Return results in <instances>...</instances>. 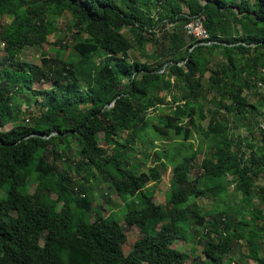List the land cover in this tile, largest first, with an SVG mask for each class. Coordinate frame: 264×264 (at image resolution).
Here are the masks:
<instances>
[{"label":"trees","instance_id":"obj_1","mask_svg":"<svg viewBox=\"0 0 264 264\" xmlns=\"http://www.w3.org/2000/svg\"><path fill=\"white\" fill-rule=\"evenodd\" d=\"M63 13L74 26L70 42L52 57L43 53L39 64L20 60L23 49L41 46L56 31ZM194 14L205 16L211 44L185 36L182 29ZM0 15L8 16L0 25L6 53L0 61V264H182L186 253L169 246L177 238L188 240L199 226L209 263L247 264L252 258L264 264V213L248 207L255 178L264 172V151L249 143L247 153L238 144L252 138L255 127L264 141V112L248 97L260 86L264 99V0H0ZM130 26L138 30L132 36L124 33ZM146 43L153 47L150 59L130 60L129 48L142 52ZM216 49L227 60L212 61ZM34 82L49 86L34 88ZM24 91L35 95L37 112L30 99L18 96ZM206 91L213 92V108L201 103ZM166 94L173 95L170 102ZM223 113L232 116L231 126L218 123ZM26 116L31 124H18L15 132L2 129ZM239 123L244 135L233 133ZM100 133L120 146L109 158L99 147ZM73 139L79 156L60 172L56 161H68ZM138 145L146 148L132 162ZM203 148L215 156L203 157L190 180ZM149 157L172 167L175 202L168 216L145 186L161 178L159 170H142V159ZM89 173L123 201L126 226L112 213L103 224H90L100 210H93V198L81 196ZM39 176L47 182L31 192L28 180ZM177 193L209 196L216 205L207 211L195 200L182 205ZM135 224L142 235L123 254L124 228ZM240 240L247 253L232 260Z\"/></svg>","mask_w":264,"mask_h":264},{"label":"rangeland","instance_id":"obj_2","mask_svg":"<svg viewBox=\"0 0 264 264\" xmlns=\"http://www.w3.org/2000/svg\"><path fill=\"white\" fill-rule=\"evenodd\" d=\"M185 9V7H183ZM156 10L152 11L155 15ZM5 22H8V16L7 15H0V25L4 24ZM55 27L56 31L50 35H48L47 40L39 47L36 46H31V47H26L21 51L19 54L18 58L22 61L31 63V64H39L40 63V58L43 56L42 54L44 53L45 56H54L55 50L62 45L64 42H70L69 41V36L70 33L73 32L74 26L72 27L70 16L68 13H63L60 16L56 17V22H55ZM171 25H166L165 29H171ZM124 33H126L128 36L130 32L137 33L138 30L132 26L127 27L124 29ZM183 30V29H182ZM184 32V31H183ZM153 51V47L150 46L148 43L145 44L144 49L139 51V48L135 45H133L131 48L128 50V56L130 60H138L140 62H143L145 60L150 59L148 57V54ZM264 53V51H263ZM5 45L3 41H0V60L3 59L5 56ZM212 61H225L227 60L224 56L221 57V52L219 49H216L211 55H210ZM259 69L263 71L262 65L259 66ZM207 75L204 76V78L201 79L203 86L205 87L207 84ZM173 78V77H172ZM184 81L180 80L179 85L183 84ZM185 85V83H184ZM49 86L48 83H40V82H34L33 87L34 88H44ZM182 86V85H181ZM27 90V89H25ZM165 92H163L164 94ZM173 95L175 94L176 96H179L180 93L179 91L175 88V90H172ZM213 92L212 91H206L205 92V97L201 98V103L204 105V109L207 108H213L214 103L211 102V97H212ZM262 89L257 87L256 92L249 91L248 92V97L249 101L252 102L256 107L264 112V99H261L262 95ZM171 94H166V100L170 102V99L172 98ZM18 96H22L23 99H30L31 104L30 108L31 111L37 112L39 110L38 104H35L34 98L35 95H32L31 91H24L22 95L18 94ZM24 107V105H23ZM224 117H221L218 120V123L220 124H225L231 126L232 124V116L223 113ZM226 118V120H225ZM263 119V117L259 116L254 119H252V122H260ZM260 120V121H259ZM204 125H206L205 122H203ZM18 124H31V118L26 116L22 121L18 122H9L7 123L3 129L4 130H10L11 132H15V127ZM239 128L236 130H233V133L236 134L237 132L242 135L245 134V127L242 124H238ZM260 126L264 128V122L260 123ZM254 136L252 138H249V140H245L242 138L240 141L239 146L243 149L246 148L248 149L247 153H249L248 144L252 143L256 146H260L261 150L264 151V141H261V134L259 133V129L255 127L254 129ZM124 136V134H123ZM97 141L99 144V147L103 150L102 155L104 158H109L110 153L114 150L113 147L120 148L119 145H117V142L113 140H105L103 138V134L100 133L97 135ZM121 139V138H120ZM119 139V140H120ZM71 143V150L68 151V161L62 158L61 160H57L56 164L58 167V170L60 172L64 171L65 169H68V163L72 159H77L79 154H78V144L74 139L70 141ZM146 148V146H144ZM143 146H134L132 150L134 152H137L138 155L129 157L130 161H136L139 157L142 158V151H143ZM237 147V145H236ZM60 150L66 151V147L60 148ZM150 149L149 147L147 148L146 152H148ZM198 156L196 159L193 160V171L189 174V179L191 180L197 175V172L199 170V164L202 160L203 157L207 155L215 156V152H210L205 151L203 148L202 150H198ZM142 170H146L148 172H153L155 170H159L161 174V178L159 181H156L155 178H153L151 181H149L145 186L148 190H151L154 192V195L152 197V203L153 204H160L163 207V211L166 215H168L171 212L172 205L174 204V200L171 198V192H170V187H169V181L171 178V173H172V167H166L163 168L159 163L152 161L151 157L142 159ZM91 173H95V171H91ZM91 173H89V181L87 183V188L81 194V196H90L93 198V203H94V211L100 210L99 213H94L90 216V224L93 226L100 225L104 223V218L106 215L112 213L115 216L118 217L120 220L118 225L123 227L126 226L124 221L122 220V215L124 213L123 210V201L120 199V197L114 192L113 189L109 187L108 184L104 183L102 181V178L100 176L93 175L91 176ZM100 173V172H99ZM72 174L77 178V176L73 173ZM98 174V173H97ZM47 182V178H43L41 176L39 177H31L28 180L29 184V190L32 192L35 188V186L38 185H44ZM255 184V190L258 193H262L264 191H261L262 188L264 187V172H259L255 178L254 181ZM229 189H232V185L229 186ZM256 191H253L252 193V204H250L248 207L253 208L257 213H264V198H261L259 195H257ZM109 195V200H105V194ZM0 195H4V192L0 189ZM179 199L180 203L186 204L190 202L191 200H195L202 208V211H207L210 210L214 205H216V202L210 198L209 196H203L199 198H195L193 196H187L184 197L182 193H177V200ZM59 204V203H58ZM204 228L199 226L196 227L195 231L193 233L190 232V240L189 241H184V240H177L174 242L172 245L174 248L177 250L183 251L186 253L187 257L185 261L182 264H201L202 262L204 264H211L209 263V260L205 258V254L202 252L203 248V243L206 239V236H203L204 233ZM125 240L119 245L121 247V251L124 252L125 254L131 249L134 241L140 237V227L138 224L131 226V227H125ZM263 249H264V238H263ZM247 253V247L245 245V242L243 240H240L238 243H236L233 247L232 254H231V259L234 260L238 258L242 254ZM228 260V259H226ZM245 262L247 264H255L254 260L252 258H246Z\"/></svg>","mask_w":264,"mask_h":264},{"label":"built area","instance_id":"obj_3","mask_svg":"<svg viewBox=\"0 0 264 264\" xmlns=\"http://www.w3.org/2000/svg\"><path fill=\"white\" fill-rule=\"evenodd\" d=\"M184 11L188 12L187 8H185ZM187 21H191V28L183 29L186 37L193 40L194 38H202L204 45H209L212 43L210 40V34L204 25L205 16H202V14H194ZM193 46L194 44L191 46V48ZM261 85H264V83L261 82Z\"/></svg>","mask_w":264,"mask_h":264},{"label":"clouds","instance_id":"obj_4","mask_svg":"<svg viewBox=\"0 0 264 264\" xmlns=\"http://www.w3.org/2000/svg\"><path fill=\"white\" fill-rule=\"evenodd\" d=\"M0 41H2V40H0ZM1 61V60H0ZM3 129V128H2ZM170 182V181H169ZM172 198V197H171ZM160 205V204H159ZM173 206V205H172ZM163 208V207H162ZM163 213H164V211H163ZM172 213V209H171V212L169 213V214H171ZM165 214V213H164ZM168 214V215H169ZM166 215V214H165ZM168 215H166V216H168ZM136 225V224H135ZM132 226H134V225H132ZM140 227V226H139ZM141 235H142V233H141V229H140V237H141ZM187 237H188V240H184V239H180V238H177V239H175L174 241H173V243H171V245L169 246V249H171V250H176V251H179L180 252V250H177L176 248H174L172 245L174 244V242H176L177 240H184V241H189L190 240V235L188 234L187 235ZM138 239V238H137ZM136 239V240H137ZM135 242V241H134ZM134 244V243H133ZM38 245L40 246V247H43V240L42 239H40V241L38 242ZM133 246V245H132ZM132 248V247H131ZM129 252V251H128ZM127 252V253H128ZM181 252H183V251H181ZM123 254H125L124 252H122ZM126 253V254H127ZM185 253V252H184Z\"/></svg>","mask_w":264,"mask_h":264},{"label":"bare ground","instance_id":"obj_5","mask_svg":"<svg viewBox=\"0 0 264 264\" xmlns=\"http://www.w3.org/2000/svg\"><path fill=\"white\" fill-rule=\"evenodd\" d=\"M202 16H204L203 14H202ZM185 28H191V21H186L185 22ZM197 40H199L200 41V43H203V41H202V38H196Z\"/></svg>","mask_w":264,"mask_h":264},{"label":"crops","instance_id":"obj_6","mask_svg":"<svg viewBox=\"0 0 264 264\" xmlns=\"http://www.w3.org/2000/svg\"><path fill=\"white\" fill-rule=\"evenodd\" d=\"M184 10V9H183Z\"/></svg>","mask_w":264,"mask_h":264}]
</instances>
